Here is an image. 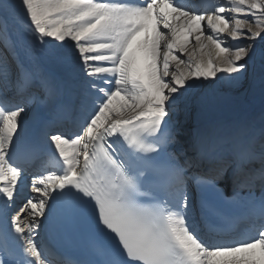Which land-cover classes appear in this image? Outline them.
<instances>
[{"label": "snow or ice", "instance_id": "obj_1", "mask_svg": "<svg viewBox=\"0 0 264 264\" xmlns=\"http://www.w3.org/2000/svg\"><path fill=\"white\" fill-rule=\"evenodd\" d=\"M262 32L264 0L210 14L180 0H0V264H53L43 229L81 247L77 264H264V195L253 193L257 179L264 193V129L259 153L242 131L171 151L177 110L218 73L230 85L251 76L264 96ZM37 86L57 117L39 135L60 170L37 175L16 210L23 165L41 154L19 119L27 101L11 107L7 92ZM60 120L75 131L51 130Z\"/></svg>", "mask_w": 264, "mask_h": 264}, {"label": "bare ground", "instance_id": "obj_2", "mask_svg": "<svg viewBox=\"0 0 264 264\" xmlns=\"http://www.w3.org/2000/svg\"><path fill=\"white\" fill-rule=\"evenodd\" d=\"M17 5H19V0H16ZM218 3H226V0H214L210 3V7L204 9V7H198L196 4L189 3L187 6L199 9L201 11L211 10L213 5ZM210 14V13H209ZM206 24V21H205ZM206 34H208L207 29H205ZM245 39L229 41L232 46L243 42ZM4 44L0 42V49H3ZM192 46H189L191 50ZM182 59H187V56H182ZM174 65L171 70H174ZM183 67V66H181ZM219 83H215L208 88L203 90H197L194 94V99L187 109L180 108L179 111H186L189 116L190 124L188 125L189 130L186 134L182 135L184 139L183 142L176 143V145L181 146V150L191 149L188 147L197 136L200 134L215 131L222 135H230L234 132L244 131L247 126L250 127L251 124L255 123L257 117H264V111H260L257 114L250 115L249 110L251 109L252 103L260 98L261 92L258 85V81L254 82L251 77L246 78L237 85H230L226 82L223 73H218ZM206 84L208 82H205ZM36 88L34 87L33 90ZM264 109V108H263ZM46 110L39 111L38 114L44 115ZM35 111L34 114H36ZM21 121V118H19ZM178 117L175 116L174 124H177L181 129L182 126L177 120ZM23 126L29 123V118L21 121ZM179 138V137H178ZM177 138V140H178ZM261 138V137H258ZM254 149V148H253ZM179 149V151H181ZM255 151V149H254ZM259 153V151H256ZM258 167L250 164L249 166L259 170L261 165L258 160L252 162ZM254 166V167H253ZM260 180L257 179L255 185L259 187Z\"/></svg>", "mask_w": 264, "mask_h": 264}, {"label": "rangeland", "instance_id": "obj_3", "mask_svg": "<svg viewBox=\"0 0 264 264\" xmlns=\"http://www.w3.org/2000/svg\"><path fill=\"white\" fill-rule=\"evenodd\" d=\"M248 42H250V41H247L245 39V40H243L242 43H248ZM263 43H264V32L261 33V37H258L256 39V44H255L256 51H257V58H256V63L254 65V67L257 70L259 69V66L261 63V54L264 53V44ZM249 77H251V76H249ZM261 98H262V95L260 96V98L256 99V100H258V102L254 105V112L251 113L250 115H253V114L255 115L256 113L260 112L262 110V108H264V105L262 107L257 108L258 103L260 102ZM179 117L181 118V121L186 123V125H188L190 123L189 116H188V113L186 111L179 114ZM261 126H264V123H261L258 125V127H261ZM184 127H186V126H184Z\"/></svg>", "mask_w": 264, "mask_h": 264}]
</instances>
